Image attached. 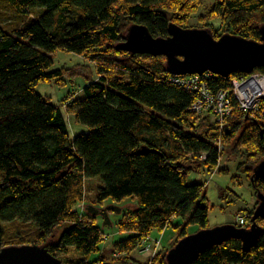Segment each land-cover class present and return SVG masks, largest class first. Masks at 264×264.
<instances>
[{"label": "trees", "instance_id": "1", "mask_svg": "<svg viewBox=\"0 0 264 264\" xmlns=\"http://www.w3.org/2000/svg\"><path fill=\"white\" fill-rule=\"evenodd\" d=\"M197 7L194 0H0V251L39 245L60 260L73 252L66 264H98L92 255H99L106 232L89 211L98 209L77 208L86 180L97 179L95 205L135 202L116 223L130 236L113 242L112 250L125 254L114 264H142L131 253L152 230L162 233L182 218L172 249L190 227L209 228L206 185L188 178L199 164L218 168L225 141L235 138L234 154L244 159L238 171L248 174L256 196L264 193V179L254 178L264 159V113L248 121L236 109L221 127L210 114L192 112L197 95L171 81L166 58L118 49L130 25L167 38L171 23L184 27L178 11L192 14ZM209 10L208 26L221 21L212 29L216 39L260 40L264 0H214ZM57 50L98 59L100 66L99 80L73 103L76 123L89 129L74 137L63 110L36 91L61 78L63 70L53 69ZM239 75L213 76L208 89L230 91ZM258 204L246 210V228ZM258 224L264 229V219ZM168 252L154 264H167ZM194 264H264V233L249 252L229 240Z\"/></svg>", "mask_w": 264, "mask_h": 264}, {"label": "rangeland", "instance_id": "2", "mask_svg": "<svg viewBox=\"0 0 264 264\" xmlns=\"http://www.w3.org/2000/svg\"><path fill=\"white\" fill-rule=\"evenodd\" d=\"M194 2H196L198 7L192 14L187 13V10L186 12L178 11L183 17L182 20H180V23L184 25L182 28L208 29L210 31H213L212 29L215 28L218 30L221 26L220 19L217 18V20L213 22L214 26L212 28L208 26L212 20L205 18V16L208 17L209 9L213 7L214 0H194ZM189 5L192 6L193 2L189 1ZM9 13V15H13L11 12ZM131 26L132 25L129 27ZM219 33L222 34V30ZM52 57L54 62L53 69H62L63 74L61 78L55 82L39 83L36 87V91L45 99L49 98L53 104L58 105L63 110L71 136L74 137L76 134L88 132L89 129L87 127L76 123L72 106L74 101L82 96V91L86 85L90 82L99 80L100 66L98 64V59L94 61L86 56H79L62 50H57ZM258 106L255 112H245V110L239 112L244 114L248 121H257L259 118L258 113H264V98L259 101ZM202 113L205 115L210 114L211 122L218 123L221 127L225 126L227 128L226 122L234 114V111L232 114L225 116V118L222 119V123L217 121L218 119H214V114L207 109ZM235 140L236 138L230 142L225 141L221 149L222 157L218 168L209 171L211 169L203 168L199 164V173H193L188 178V184L206 185L205 195L209 204V228H215L226 224L238 226L237 217L243 216L244 218H248V211L246 212V210L253 209L258 202V197L249 181L248 174H242L238 171V166L240 163L244 162V159L243 156L238 155L239 152L234 154L232 147ZM245 150L246 148H241V151L245 152ZM98 185L99 181L97 179L86 180L84 200L77 204V208L82 214L88 212L87 210L90 206L96 207L99 211L114 206L119 208L122 214L126 215L134 210L135 202L132 199H125L120 204L107 201L102 206L95 205L96 188ZM236 196L238 197L237 200ZM233 200H236L235 203H231ZM121 213L117 214L109 211L110 225H104L105 220L103 216H97L98 224L104 228L106 232L99 255H92L94 260L99 257L98 264H114L120 257L123 255L125 256V254L120 251L112 250L113 242L123 240L130 236L127 232H123L117 228L116 223L120 221ZM183 224L184 220L182 218H175L172 221V225L164 232L161 233L156 229L152 230L150 234L145 236L137 244L131 255L142 264H154V260L159 253L162 255L167 250H170L177 242L179 231L176 230L175 227L182 226ZM198 231V227L193 226L189 228L188 233L194 234ZM73 254L74 253L71 252L67 257L74 256ZM67 257L61 256V261L68 259ZM69 259H72V257ZM102 260H104L105 263H102Z\"/></svg>", "mask_w": 264, "mask_h": 264}, {"label": "water", "instance_id": "3", "mask_svg": "<svg viewBox=\"0 0 264 264\" xmlns=\"http://www.w3.org/2000/svg\"><path fill=\"white\" fill-rule=\"evenodd\" d=\"M167 38L155 37L148 27L135 24L129 27L125 41L118 49L133 55L166 58L168 74L173 77L204 75L229 78L234 74L251 75L264 69V25L259 41L225 34L216 39L208 29H186L174 23L168 28ZM254 178L264 179V159L254 169ZM259 204L248 228L226 224L199 230L181 239L166 255L167 264H194L199 256L229 240L242 242L245 252L258 243L264 233L258 220L264 219V193L257 194ZM94 215L103 216L104 225H110L109 211L121 213L111 206L102 211L90 208ZM0 264H66L46 248L37 245L8 246L0 251ZM110 264V263H106Z\"/></svg>", "mask_w": 264, "mask_h": 264}, {"label": "built area", "instance_id": "4", "mask_svg": "<svg viewBox=\"0 0 264 264\" xmlns=\"http://www.w3.org/2000/svg\"><path fill=\"white\" fill-rule=\"evenodd\" d=\"M212 77V74L206 73L172 77L171 81L197 95L191 107L192 112L202 114L207 109L214 114V119L221 123L225 116L232 114L236 109L240 112L257 111L259 101L264 98V73L253 72L251 75L236 76L230 91H220L217 94H212L208 89V81ZM234 101L237 103L236 108ZM237 222L241 228H246V218L239 216Z\"/></svg>", "mask_w": 264, "mask_h": 264}, {"label": "bare ground", "instance_id": "5", "mask_svg": "<svg viewBox=\"0 0 264 264\" xmlns=\"http://www.w3.org/2000/svg\"><path fill=\"white\" fill-rule=\"evenodd\" d=\"M257 96V95H256Z\"/></svg>", "mask_w": 264, "mask_h": 264}, {"label": "clouds", "instance_id": "6", "mask_svg": "<svg viewBox=\"0 0 264 264\" xmlns=\"http://www.w3.org/2000/svg\"><path fill=\"white\" fill-rule=\"evenodd\" d=\"M255 72V71H254Z\"/></svg>", "mask_w": 264, "mask_h": 264}]
</instances>
